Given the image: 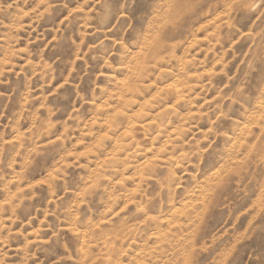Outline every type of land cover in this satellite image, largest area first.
I'll return each mask as SVG.
<instances>
[{
    "label": "rangeland",
    "instance_id": "374dc122",
    "mask_svg": "<svg viewBox=\"0 0 264 264\" xmlns=\"http://www.w3.org/2000/svg\"><path fill=\"white\" fill-rule=\"evenodd\" d=\"M0 264H264V0H0Z\"/></svg>",
    "mask_w": 264,
    "mask_h": 264
},
{
    "label": "bare ground",
    "instance_id": "6f19581e",
    "mask_svg": "<svg viewBox=\"0 0 264 264\" xmlns=\"http://www.w3.org/2000/svg\"><path fill=\"white\" fill-rule=\"evenodd\" d=\"M174 88H176V90L178 89V87H174ZM173 88V89H174ZM174 91H175V89H174ZM176 93H177V91H176ZM177 94H179V92L177 93ZM217 177V176H216ZM219 180V179H218ZM173 225H175V224H173ZM157 236V235H156Z\"/></svg>",
    "mask_w": 264,
    "mask_h": 264
}]
</instances>
